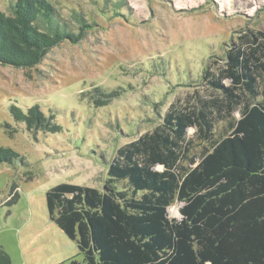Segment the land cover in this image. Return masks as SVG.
Returning <instances> with one entry per match:
<instances>
[{
  "label": "trees",
  "instance_id": "1",
  "mask_svg": "<svg viewBox=\"0 0 264 264\" xmlns=\"http://www.w3.org/2000/svg\"><path fill=\"white\" fill-rule=\"evenodd\" d=\"M89 26L68 30L49 0H9L0 64L33 67ZM203 79L208 95L171 102L117 148L102 189L62 182L45 192L49 218L82 254L68 264H264V32L239 35L220 72ZM10 111L29 129L58 130L37 106ZM15 158L0 146V162ZM176 201L180 218L168 213ZM0 264H10L3 250Z\"/></svg>",
  "mask_w": 264,
  "mask_h": 264
},
{
  "label": "rangeland",
  "instance_id": "2",
  "mask_svg": "<svg viewBox=\"0 0 264 264\" xmlns=\"http://www.w3.org/2000/svg\"><path fill=\"white\" fill-rule=\"evenodd\" d=\"M49 1L68 30L90 26L33 67L0 64V146L17 154L0 162V250L10 264L81 261L49 218L45 192L62 182L102 189L119 146L151 130L171 102L208 95L204 70L217 75L239 35L264 32V0ZM12 106H37L58 130L29 129ZM180 205L169 217L180 218Z\"/></svg>",
  "mask_w": 264,
  "mask_h": 264
}]
</instances>
